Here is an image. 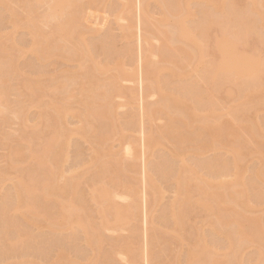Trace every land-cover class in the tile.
<instances>
[{
	"label": "rangeland",
	"instance_id": "1",
	"mask_svg": "<svg viewBox=\"0 0 264 264\" xmlns=\"http://www.w3.org/2000/svg\"><path fill=\"white\" fill-rule=\"evenodd\" d=\"M239 1L245 7L254 0ZM139 2L140 0H93L89 4L87 0H81L78 3L81 4L78 8V11H81L78 14V23L83 30L76 40L78 43L81 45L84 42L97 44L103 37H108L113 41L115 53L119 50L123 51L127 45L133 52L132 62H125L124 66L126 72H130L132 76L126 77L129 80L124 78L126 81L119 80V85L124 90L122 89V93L109 99L114 104L112 108L114 131L107 125L104 131L107 130L108 138L100 145L101 142L99 144L91 142L90 136L82 139L70 131L80 126L85 108L80 99L82 83L78 77L81 54H73L72 46L75 42L64 43L63 50L57 56L52 55L44 60H37L33 51L42 48L43 37H59L58 34H52L58 20L55 19L49 23L41 22L39 14L44 13L46 6L45 3L35 4L32 10L38 16L35 24L39 30L38 37L41 39L34 40V37H31L25 29L28 17L26 0H0V74L3 75L2 89L5 90L0 99V264H94L96 260L99 261V264H103L109 254H111L114 264H132L130 258L125 256L124 251L121 250V245L124 242L131 250L137 251L136 264H194L188 261V252L191 249H196L197 243L201 239L216 247L210 253L220 260L219 264H240V261L243 264H258L257 250L261 244L253 245L246 241L238 243L237 235L232 239L234 247L238 251L236 258L231 253L224 256L226 252L221 246L226 242L211 232L209 224L210 221L214 222L215 218L213 213L208 210L194 211L187 219H180L182 222L180 225L168 226L170 217L167 207L175 197V181L170 177H163L156 165L161 160L172 156H176L174 159L177 165L185 162L194 167L200 160L223 158L232 162L234 159H239L240 169H242L241 176L235 177L230 171L228 179L236 183L249 180L258 182L256 190L249 193V202L252 207L245 212V215L248 218L258 219L264 226V184L255 176V170L264 168V151L261 152L262 154L255 151L259 143L262 145L259 148L264 149L263 107L256 105L249 111L250 121L254 124L258 122L262 124V133L258 134L256 131L253 137L241 134L246 142V148L241 150V157L234 158L236 154L229 153L230 143L224 147L208 146L197 150V145L189 142V138H193L194 134L188 130L189 128H183L177 132L179 138L176 142L165 140L162 141L164 144L162 147L145 148L142 137L147 133L150 124L155 126V129H163L167 128L168 123L166 119L157 114L152 116L150 124L147 121V112L159 103V98L152 92L146 93L145 87L148 82L141 81L139 58L147 56L149 62L162 68L161 59L157 55L161 40L159 34L156 35V29L152 27L148 28L150 33H147V37H145L150 41L147 45L143 40L144 34H140L143 37L141 38L142 42L138 38L140 37L138 28H142L138 26L140 23L137 22L140 18L138 14L140 12L138 10ZM158 2L161 0H147L152 24L158 23L157 21L161 18L160 12L157 10ZM256 2L259 8L263 6L261 0H256ZM69 4L63 12L68 13L76 9L74 2ZM173 4L174 1H171L170 5ZM30 5L32 6L31 3ZM195 7L194 5V9ZM127 11L129 17L126 14ZM11 12L15 14V20L12 19ZM127 27H129L128 30H126ZM160 28L162 31L168 30L166 27L161 26ZM256 31L257 50L254 54L260 56L264 54V25L259 24ZM141 33L144 32L141 31ZM101 49L102 45L99 44L93 54L95 59L103 61L106 56ZM148 50L150 52H147ZM217 58L218 54H215L213 57L205 58L204 62H218L213 60H217ZM121 60L124 62L123 57ZM87 62L90 61L87 60ZM114 63L111 62L110 68L104 76L96 73L95 78L105 80V84H107L116 73L113 69ZM196 64L193 62L188 64L189 67L183 68L184 76L191 75V79L195 81L199 80L193 72ZM68 71L73 72L76 77H74L75 85L66 89L62 86ZM163 75L170 77L167 72H164ZM88 85L86 84V88ZM231 88L235 87H230L226 83L222 84L220 89L222 93L216 95L215 117L220 116L219 118L226 121L231 118L225 114L226 99L228 98L224 92ZM32 89L37 92L36 96L31 94ZM55 101L62 104L67 103V108L75 110L74 116L67 117L65 122L56 120V110L50 105V102ZM85 101L92 103L96 108L106 103L100 98L86 99ZM235 101L239 105L243 98L240 96ZM245 105L248 106L247 103ZM239 106L236 109H242L241 105ZM142 107L146 109V113L141 111ZM132 114L134 123L130 118ZM137 114H141L142 118ZM93 125L99 130L101 122H93ZM120 129L123 131V135H121ZM57 130L62 137V143L65 144L69 141L70 146L68 151L66 146L63 147L55 157L56 160H51L45 168L47 172L51 167L55 170L51 173L48 172L47 176L39 178L40 182L48 183L49 196L43 199L38 198V195L33 199L36 211L26 210L28 196L25 194L22 196L23 203L20 204V207L17 210L11 208L9 204L15 199L13 186L18 183L19 179H22L24 184L29 187L37 186L40 183L38 177L43 171H38L37 161L33 156L41 150V147ZM245 135L250 138L249 144ZM128 142H131V149H133L132 153H129L130 157L124 150ZM116 162L132 165V167L125 168L126 171L121 174L122 176L112 181L111 171H106L101 166L105 164L113 167ZM197 174L191 175L193 181L198 176L204 177L206 171L199 169ZM147 176H150L161 190V192L158 191V196L155 198H153L152 192L157 191H152V188L146 183ZM73 181L75 185L77 183V189L73 196L75 202L73 203L84 202L80 203L84 204V216L91 218L95 226H101L103 213L112 214L114 209L106 207L107 212H99L98 207L91 202L92 192L101 190L106 194L108 192L111 195L113 194L111 192H114L115 195L118 194L119 197L112 199L117 204L116 206H121L124 209L128 206L127 204L133 203L131 188L137 189L136 199H139L140 195L141 200L139 199L138 208L132 211L134 216L130 212L128 220L121 224L109 226L108 229L97 228L98 230L92 231V233L99 234L101 239L99 241L92 240L91 244H86L84 234L79 226L70 220L63 225V222L53 215L51 207L56 198L62 200L68 197L65 193H60V189L64 188L66 183H73ZM189 193L192 198L199 192L191 187ZM11 197L12 199H10ZM58 199L55 201L58 202ZM44 211H47V218L41 217L42 213L46 214ZM53 218L57 219L55 225L49 221ZM153 232L165 240H162L163 243H160L158 247L149 244ZM17 233L22 235L24 241L19 245L18 250H15L11 248L10 242L14 239V234ZM70 236L73 240L68 239ZM27 244L29 248L25 247ZM93 250L98 253L96 256ZM196 251H200V247ZM210 263L207 261V264Z\"/></svg>",
	"mask_w": 264,
	"mask_h": 264
},
{
	"label": "bare ground",
	"instance_id": "2",
	"mask_svg": "<svg viewBox=\"0 0 264 264\" xmlns=\"http://www.w3.org/2000/svg\"><path fill=\"white\" fill-rule=\"evenodd\" d=\"M171 1H174L173 5H170ZM261 1L263 6L259 8L256 0L245 7L242 6L239 0H161L157 4V10L160 12L161 18L157 21L158 23L152 24L150 21L151 11L148 9L147 0H140V7L137 6L140 11L138 13L140 18L138 16L139 21L137 22L140 23L138 26L142 27L141 29L138 28L139 35L144 34L143 40L147 45L150 41L145 37H147V33H150L148 28L152 27L156 29V35L159 34L161 40L157 55L161 59L162 68L149 62L147 56L140 57V61L138 60V65H140L139 74L142 75V78L140 77L141 81L148 82L145 87L146 93L152 92L159 98V103L147 112V121L150 124L152 116L157 114L166 119L168 123L167 128L163 129H155V126L150 124L147 133L142 137L145 148L162 147L164 146L162 141L165 140L176 142L179 138L177 132L183 128H189L188 130L194 133L193 138H189V142L195 143L198 147L197 150H202L208 146L224 147L230 143L229 153L236 154L234 155L235 158L237 156L241 157V150L246 148L245 139L241 134H248L253 137L256 131H258V134L262 133V124L259 122L252 123L249 117V111L256 105L262 106L264 111V54L260 56L254 54L257 50L256 28L259 24L264 25V0ZM72 2L75 3L76 9L68 13L63 12L65 7ZM79 2L81 0H26L28 17L26 18L27 25L25 29L31 37H34V40L41 39V37H38L39 30L35 24L38 16L34 14L32 8L35 4L45 3L46 9L43 14H39V20L43 23H49L57 19L58 22L52 34H58L59 37L44 36L42 48L33 51L36 59L44 60L52 55L57 56L63 50L64 43L75 42L72 46L73 54H81L78 77L82 83L80 99L85 108L80 126L70 131L82 139L90 136L91 142L96 144L101 142V145L108 138L107 130L104 131L106 126L108 125L114 131V124L112 123L114 104L109 99L122 93V89L124 90L119 85V80L122 81L124 78L132 76L130 72H126L124 66L125 62H132L133 52L127 45L123 51L119 50L115 53L113 51V41L108 37H103L97 44L84 42L81 45L78 43L76 40L83 31L78 23V14L81 12L78 11L81 6V4H78ZM87 2L90 4L93 0H87ZM194 5L196 6L195 9ZM126 14L129 17L128 11ZM11 15L12 19L15 20V14L11 12ZM161 26L168 28V30L162 31ZM128 29L129 27L126 28V30ZM141 31L144 33H141ZM93 35L95 34L93 33ZM138 38L143 37L140 35ZM138 41L140 42V40ZM99 44L102 45V53L106 56L103 61L95 59L93 54ZM215 54H218V58L213 60L218 62H204L205 58L213 57ZM121 57L124 58V62ZM87 60L90 62H87ZM111 62H115L113 69L116 73L105 84V80L95 78L94 75L97 73L104 76L108 72ZM193 62L197 63L193 71L196 74L195 76L199 78L197 81L192 80L191 75L184 76L183 74V68L189 67L188 64ZM164 72H167L170 77L163 75ZM74 77H76L75 74L68 71L67 78H65L66 82L64 81L62 87L67 89L74 86ZM2 79L3 75L0 74V99L3 96V91H5L2 89L4 84ZM85 82L89 84L87 88ZM225 83L230 87H235L224 92L226 98H228H225L227 108L225 114L231 118L229 121L219 118L220 116L215 117L216 95L222 93L220 89L222 84ZM31 92L32 95L36 96L37 92L35 90L32 89ZM240 96L243 98V101L239 104L242 109H236L240 106L235 100ZM97 98L105 100L106 103L96 108L92 103L85 101L86 99L94 100ZM246 103L248 106L245 105ZM50 105L56 110L55 119L60 122H65L67 117L74 116L75 110L67 108V103L62 104L55 101L50 102ZM142 108H140L141 111L143 110L146 113V109ZM133 116V114L130 116L132 123H134ZM88 120H91L92 124ZM93 122H101L99 130L94 127ZM262 123L264 125V122ZM120 133L123 135L121 129ZM248 135L245 136L249 144L250 138ZM69 143V141L65 144L62 143V137L57 130L41 147V150L33 156L37 161L38 171H43L38 180L42 176H47L48 172L51 173L55 170L51 167L47 172L45 168L51 160H56L55 157L58 156L63 147L66 146L68 151ZM261 146L260 143L256 146V153L262 154L261 152L264 149H260ZM124 150L130 157L131 154L129 153L133 150L131 149V142H128ZM174 158L176 159V156L165 158L156 165L163 177H170L175 181V197L167 207L170 217L167 223L168 226L180 225L182 223L180 219H187L194 211L208 210L213 213L215 218V221H210L209 224L211 232L226 242L225 245L221 246L226 252L225 257L231 253L236 258L238 251L234 247L232 239L237 235L238 243L246 241L253 245L261 244L257 250V261L259 260L258 264H264V226L258 219L248 218L245 215V212L252 207L249 202V193L256 190L258 182L249 180L248 182L236 183L228 179V172L230 171L235 177L241 176L242 169H240L239 159H234L232 162L223 158L200 160L194 167L192 164L185 162L177 165ZM129 167L131 168L132 165L117 162L113 167L105 164L101 166L102 169L111 171L112 181L121 177V174L126 171L125 168L128 169ZM199 169L206 171V174L202 178L198 176L193 181L191 175L197 174ZM255 176L264 184V168L255 170ZM145 181L152 188V191H157L152 192L153 198L157 197L158 191L161 192V190H159L156 182L150 176H147ZM70 183H66L64 188L60 189V193H65L68 196L63 198L65 200H59L58 198L55 199L56 201L58 199V202L52 200L53 215L58 220L60 219L63 225L67 224L69 220L76 223L84 234L86 244H91L92 240L99 241L101 239L99 234L94 235L92 233V231L98 230L97 228L108 229L109 226L121 224L128 220L130 212L134 216L132 211L138 208L139 199L141 200L140 195L139 199H136L138 196L137 189L131 188L130 193L133 203L127 204L128 206L124 209L114 203L113 199L119 197L117 193L115 195L114 192H111L114 194H112V197L109 194L110 192L107 194L101 190L92 192L91 202L98 207L99 212H107L106 207L114 209L111 210L112 214L103 213L101 226H95L91 218L84 216V204H80L84 202L73 203L75 202L73 196L77 189V183L76 185L74 181ZM191 187L199 192L197 196L192 198H190L191 194L189 193ZM13 191L15 199L11 201L12 203L10 202L9 206L17 210L20 204L23 203L22 196L25 194L28 196L25 208L29 212L36 211L34 206L36 204L33 205V199L36 196L39 195L38 198L45 199L50 194L47 182L41 181L37 186L29 187L24 184L22 179L14 184ZM120 196L122 197V195ZM6 199L8 200V197ZM80 201L82 200L80 199ZM105 204L107 206H104ZM44 212L46 214L42 213L41 217L47 218V211ZM56 218L49 220L52 225L57 224ZM68 239L73 240L72 236ZM162 240L165 241L160 235L153 232L149 244L158 247L160 243H163ZM11 241V248L18 250L17 248L23 244L24 239H22L21 234L17 233L14 234V239ZM25 247L29 248V245L27 244ZM199 247L200 251H196ZM197 248L188 252L187 259L190 263L207 264V261H210V264L220 263V260L210 253L216 247L209 245L204 239L198 241ZM121 250L124 251L125 256L127 255L130 258L132 264L137 263L138 254L136 250H131L126 242L121 245ZM95 251L93 250V253L96 256L98 253ZM111 258L112 256L109 254L108 258L106 257L107 262L103 261V264H114ZM94 264H99V261H94ZM240 264H243L242 261H240Z\"/></svg>",
	"mask_w": 264,
	"mask_h": 264
}]
</instances>
